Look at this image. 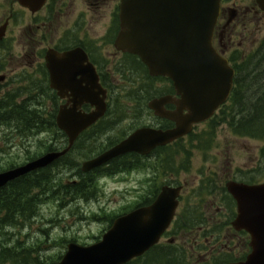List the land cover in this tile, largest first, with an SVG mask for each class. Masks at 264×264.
<instances>
[{
    "label": "water",
    "instance_id": "obj_1",
    "mask_svg": "<svg viewBox=\"0 0 264 264\" xmlns=\"http://www.w3.org/2000/svg\"><path fill=\"white\" fill-rule=\"evenodd\" d=\"M18 1L36 11L46 0ZM257 2L264 10V0ZM220 12L221 0H121V30L115 45L119 50L140 56L152 76L173 80L180 98L154 99L149 107L156 115L173 120L176 126L166 130L136 129L119 144L84 162V171L129 152L149 154L156 147L188 134L194 124L209 119L229 99L236 72L229 60L213 46ZM47 61L53 87L57 88L59 96H70L68 92H71L73 104L62 106L57 117L59 128L69 137V146L62 152H50L24 166L0 173V187L52 164L107 111V90L102 88L95 67L85 52L81 49L62 54L51 51ZM75 70L88 83L92 81L91 85H96L97 89H61V78ZM84 103L91 104L94 109L91 112L81 110ZM169 103H175L177 109H165ZM228 186L238 201L235 226L247 230L252 236V252L239 264H264V184L231 182ZM180 190L181 187L164 186L151 205L118 217L99 242L88 246L71 242L66 254L56 264H126L141 256L159 242L171 224Z\"/></svg>",
    "mask_w": 264,
    "mask_h": 264
},
{
    "label": "flooded vegetation",
    "instance_id": "obj_2",
    "mask_svg": "<svg viewBox=\"0 0 264 264\" xmlns=\"http://www.w3.org/2000/svg\"><path fill=\"white\" fill-rule=\"evenodd\" d=\"M15 1L18 2V0ZM82 1L86 5V9L84 10H80L74 0H71L69 3L66 0H46L43 6L36 11L19 4V7L21 8L20 10L16 9L14 11L12 8L9 9L8 13L2 15L3 17L0 21V63L7 61L6 57L10 54L11 46L7 41L13 39L9 38L12 34L11 32H13L12 26L15 22L18 24L19 21H22L24 14L26 15V26L21 33V35L24 34L23 43L25 45V50L17 60L19 62L17 63L19 65L18 68L22 71L18 73L19 75L17 79H15V82H13L14 76L11 77L8 71L0 73V103L3 100L8 101L10 98L9 95L16 92L17 89H26L25 93L17 97L15 101L21 103L25 99L29 100L30 102H27L26 104L33 109L35 108L36 110L43 112V117L46 119V123L53 121V123L57 124V117L60 113L61 107L64 105L70 107L73 102L71 101L72 96L70 91L68 92L70 96L67 95L62 97L59 96L56 90H54L57 88L53 87L52 84L51 71L48 66L47 57L51 51H56L62 54L81 49L88 56L89 62L94 65L102 88L108 89V103H110V89H128V84L138 83L139 85L137 87L133 85L130 88L133 89L135 87L134 89H143L147 92L151 91L154 93L150 100L143 103V105H147V114L149 113L151 116V120L145 125L164 130L174 128L176 123L173 120L161 118L155 115L152 110L148 109V104L151 99H159L165 96L180 98V96L177 95L173 81L167 77L151 76L146 67L145 69L148 73L145 77L143 75L141 79L142 81L140 82L139 78L133 81L130 79L131 75L129 72L132 74L135 72H137V74L141 73L136 70L134 66H128L131 61L130 59L132 58L131 56L134 55L118 50L115 46L120 31L121 0L115 5H111L107 0H105V2H102L101 0ZM246 1L247 0H221V14L215 26L213 45L221 55L230 60L231 64L236 58H244L246 56L247 51L242 49V45L245 43L248 44L247 41L252 42L258 29L261 28V31H263L262 33H264V11L259 8L257 0H251L250 2ZM107 11L109 12V15L107 14L108 20L99 22L103 23V25H100V31L97 26L99 20L98 16L103 17ZM260 21H263V27H261ZM263 37L264 34L255 42H252L253 44L255 43L252 50L259 46ZM70 66H73V64ZM62 68L65 69V67ZM2 69L3 68L0 67V70ZM15 70L16 69H14V71ZM142 72L144 74L143 69ZM118 76H121L122 78H119ZM115 80L117 81V84H115ZM59 83L62 85L61 89H97L96 85H91L92 81L88 83L85 77L78 74L76 70L69 73V76L66 78L62 77L61 82ZM3 89L7 90L3 91ZM35 91L43 93L37 95L42 102H44L42 96L48 98H46L44 104H34L33 97L35 94H33V92ZM47 100H51L53 103V106L50 107V109L46 105ZM82 109L85 112H91L94 109V106L89 103H84L81 106V110ZM165 109L174 111L177 109V105L175 103H169L165 106ZM29 111L31 112V110ZM53 112H56L55 117ZM104 119L105 117L103 119L101 118L96 124L88 127L83 133L91 130L98 124H105L106 119ZM110 120L112 121L113 118H110ZM211 120L195 125L194 129H196V133L194 135L197 137L205 129H208ZM28 122H30L29 118ZM17 123L18 120L11 117H7L6 121H0V124L3 125V127L0 128V133L5 129H11L16 132L12 138L9 135H4L3 143L5 145H8L11 140L15 139V137H27V135L23 136L18 134L20 130L17 129ZM106 123H110V121L108 120ZM199 126H204V128L198 131ZM53 135H50L48 141L53 140ZM203 136L204 134L202 137ZM184 139L185 138L183 137L165 146L156 147L150 152L151 154L147 156L154 155L158 158L157 161H159L160 164H163V159L169 153L171 146L174 147V152H178L177 146H180L181 143L177 142L184 141ZM187 142L189 143L188 140ZM10 145L11 144H9V146ZM15 146L16 145L14 144L13 147ZM216 146L217 143L215 141V146L209 151L215 149ZM194 150L201 151L192 148L191 155ZM207 154H204V157L206 160H210L211 158L207 159ZM191 155L187 161L189 167L187 171L192 167ZM263 165L264 151L261 149V160L259 164L257 165L256 163L255 167L248 169L237 168L233 179L229 178V180L217 182V179L213 178L214 175H206V177L202 179V183H199L198 186H200L201 189L206 188L207 190L202 191L200 196L205 197L210 194L220 196L222 206L214 208L215 211H212V209L204 210L201 209V207L198 208V205L196 209L188 203L189 198H187L183 212L189 213V216L191 217L189 221L192 226L190 227V225H187V227L185 226L186 228H176L175 222L178 217L177 215L172 227L163 235L162 240L167 239L169 233L176 234L179 233L180 230L190 235L196 233L197 238L194 240V247L192 244L191 247H193V249L199 247L203 251L201 253L199 252L200 256L196 261H193V264H239L245 261L252 251L251 236L246 230L235 226L239 212L238 204L234 196L229 192L228 183L231 180L249 185L263 182L264 180L257 179L258 174L261 175L264 172ZM201 172L204 173V170ZM162 173L163 172L159 173V176H161ZM171 173L174 177L178 178L177 172ZM213 174H215V171ZM176 178L175 180L177 181ZM165 184L176 185L177 183L174 184V181L167 180V182H164L160 186V189ZM185 187L186 185L183 186V191L185 190ZM147 195H144L143 198ZM149 204L142 205L141 203V207ZM208 210L211 211V214H209ZM219 217H224V220H220ZM169 240L170 239L166 241ZM174 240L175 239H172L171 242L174 243ZM176 248L181 249L182 252L186 254V264H191L192 260H194V253L191 252L188 259L186 250L178 245H176ZM191 256L192 260H190Z\"/></svg>",
    "mask_w": 264,
    "mask_h": 264
},
{
    "label": "trees",
    "instance_id": "obj_3",
    "mask_svg": "<svg viewBox=\"0 0 264 264\" xmlns=\"http://www.w3.org/2000/svg\"><path fill=\"white\" fill-rule=\"evenodd\" d=\"M131 57L128 66L132 65L141 72L138 76L141 80L143 75L144 77L147 75L145 65L137 56ZM233 62L237 74L235 76V87L229 102L211 120V127L209 126L197 137L196 135L191 136L188 144H182L184 141H178L177 143H181V145L177 146L178 152L175 151L176 153L173 150L174 147L171 146L169 153L163 159V164H160L157 161L158 158L154 155L142 157L134 153L115 158L105 167L97 168L88 173L81 170V163L75 157L79 160L91 157L116 144L135 128L124 131L121 136L114 140L107 137L105 141V136L114 128L117 122L122 121L125 112L130 111L128 108L119 105L114 108L112 104L105 117L106 122L109 120L110 123L98 124L83 133L69 153L53 164L27 173L12 180L6 186L0 187V264H53L61 259L62 255L53 257L44 252L43 246L46 243L36 246L35 243H23L22 240L18 239L17 243L12 244L13 241H11L12 245H9L4 244L2 240L4 237L7 239L15 238L16 233H13V230L37 217L44 202L46 203L49 200L57 202L56 200H58L62 206H65L70 201L84 199L88 201L91 198H96L101 190L98 186V180L104 174L111 175L121 170L130 171L131 169L151 167H153L152 173L156 176L157 173L161 172L170 174L180 170L187 171L189 169L187 161L190 158L192 148L199 149L207 154L215 146L217 128L223 124H227L234 135L250 137L264 142V38L258 48L248 54L246 58H236ZM110 90L112 93L114 92V89ZM25 91L26 89H17L16 92L9 95L8 101L3 100L0 103V121H6L7 117L16 118L18 120L17 129L20 130L18 134L27 135V137L52 131L54 138L46 145V148L50 151L61 149L58 146L63 140L62 147L66 146L68 143L66 135L57 128L53 121L46 123L43 112L29 107L26 103L30 101L27 99L21 103L15 101ZM141 91L147 92L143 89ZM134 92L138 91L136 89L130 90L126 95L127 98L131 97ZM146 94L147 99L154 93L148 91ZM33 102L34 104H44L37 95L33 97ZM141 105L143 104L132 107V110L142 109L139 112H144L145 107ZM55 114L56 112H53L54 117ZM28 118L30 122H28ZM110 118H113V120L111 121ZM0 126L2 125L0 124ZM37 156L34 155L31 159ZM68 173L74 180L67 179ZM76 175L78 180L75 181ZM159 188L160 186H155L151 193L142 201L140 200L135 207L141 206V203L146 205L152 202L159 192ZM98 216V214L94 215L96 218ZM117 216L116 213L106 215L109 222L108 226L113 223ZM190 218L189 213L182 212L176 219L175 227L186 228L187 225L191 227ZM63 242H66L65 239H63ZM128 264H186V254L181 249H177L174 244L156 245L144 256L136 258Z\"/></svg>",
    "mask_w": 264,
    "mask_h": 264
},
{
    "label": "rangeland",
    "instance_id": "obj_4",
    "mask_svg": "<svg viewBox=\"0 0 264 264\" xmlns=\"http://www.w3.org/2000/svg\"><path fill=\"white\" fill-rule=\"evenodd\" d=\"M66 1H68V3L71 2V0ZM101 1L105 2V0ZM107 1L111 5H115L119 2V0ZM250 1L251 0H247L246 2ZM74 2L78 5L80 10L86 9V5L82 0H74ZM12 8L14 11L16 9H21L19 7V3L15 0H0V21L3 17L2 15L4 13H8L9 9ZM107 14L109 15L108 11L103 15V17L98 16V30L101 29L100 25H103V23L99 22L108 20ZM23 17V20L19 21L18 24L16 22L13 24V32H11L12 34L9 37L13 39L7 41L11 46L10 54L6 57L7 61L0 63V67L3 68L0 70V73L8 71L11 77L14 76L13 82L17 79L19 75L18 73L22 71L18 68L19 65L17 63L19 62L17 60L25 50V45L23 43L24 34L21 35V33L24 31L26 26V15L24 14ZM260 22L261 27H263V21ZM262 32L261 28L258 29L252 39V42L261 38L264 34ZM252 42L247 41L248 44H243L242 49L247 52L252 51L255 44ZM14 69L16 70L14 71ZM129 74L131 75L130 79L134 81L135 79H138V76L141 73L137 75V72L133 74L129 72ZM118 77L122 78L121 76ZM141 81L142 80H140V82ZM115 84H117L116 80ZM133 85L137 87L139 84L130 83V85L128 84V89H114L111 98V103H114L112 106L115 108L118 103L121 104L122 107L128 108L130 111L127 113L125 112L127 115H121L122 121L120 123L117 122L114 126L115 128L110 130V132L105 136V141L107 140V137L108 139L114 140L118 137V135L121 136L124 131H129L130 128L133 127L145 125L149 122V120H151V116L149 113L147 114V111L144 110V112H139L142 109L138 111H135L134 109L132 110V107L143 104L145 102L144 99L147 97L146 92L141 91V89H136L138 92H134L131 97L127 98L126 95L130 92V90H132L130 87ZM6 90L7 89H3V91ZM33 94H35V97L36 95L43 93L35 91ZM42 98L45 102L47 97L42 96ZM148 100L150 99L148 98ZM46 105L50 109V107L53 106V103L51 100H47ZM203 128L204 126H199L198 131ZM217 133V146L206 155L208 156L207 159H211L206 160L202 151L194 150L191 155V169L180 173L178 178L173 177L176 178L178 182L186 185L184 190L185 197L187 193L191 192L189 202L190 205L196 209L198 205V208L201 207V209L204 210L212 209V211H215L214 208L222 206L220 196L210 194L209 196L202 197L198 195V192L201 191L199 190L200 186L198 185L199 183H202L201 181L206 177V175H214L213 178L217 179V182L229 180V178L233 179L237 168H252L256 166V163L258 165L261 160L262 141L252 138L237 137L230 132L227 125H221L218 128ZM15 134L16 132L11 129H5L0 133V171L24 165L31 160L34 155H38L39 157L48 151H46V145L49 143L48 140L50 139V134L48 132L30 136L29 138L15 137V139L11 140L9 143L11 144L10 146L9 144L5 145L3 143L4 135H9L12 138ZM13 143L16 145L15 147H13ZM87 158L89 157L79 160L75 157V159L81 164L83 160ZM152 169L153 167L138 168L133 171L118 173L116 176L103 175L99 178L98 182L101 192L96 198H91L88 201L74 200L70 202L72 205L69 207H60L52 200H49L46 203L44 202L37 217L33 218L32 221H27L23 226L13 230V233H16L15 238L7 239L4 237L2 242L4 244L12 245L17 243L18 239H20L23 243H35L36 246L46 243L43 246V250L47 255L53 257L64 254L70 241L75 240L80 244L95 243L99 239V236L101 237L104 232H106L109 225L106 217L107 214L116 213L117 215H122L128 211L130 212V210L133 209L140 200L142 201L144 195L150 194L155 188V182H149L147 180L148 178H154L151 174ZM202 170H204V173L201 172ZM214 171L215 174H213ZM168 177L171 176L169 175ZM77 178L75 181L78 180ZM67 179L70 181L74 180V178L69 176V173ZM257 179L264 180V172L261 175L258 174ZM159 181L160 180H158V182ZM202 190L207 189L203 188ZM209 210L208 212L211 214V211ZM96 214L99 215L97 218L94 217ZM219 219L224 220V217H219ZM196 238V233L190 235L180 230L179 233L176 234L169 233L168 238L161 240V242L165 243L168 239H175L174 244H177L181 248L184 247L187 251L188 259L191 252L194 253V260H192V256L190 257V260H192L191 264H193V261H196L199 258V252L201 253L203 251L199 247L193 249L195 244L194 240ZM63 239H65V243L63 242ZM11 241H13L12 244ZM191 244L193 247H191Z\"/></svg>",
    "mask_w": 264,
    "mask_h": 264
},
{
    "label": "bare ground",
    "instance_id": "obj_5",
    "mask_svg": "<svg viewBox=\"0 0 264 264\" xmlns=\"http://www.w3.org/2000/svg\"><path fill=\"white\" fill-rule=\"evenodd\" d=\"M3 124V123H2Z\"/></svg>",
    "mask_w": 264,
    "mask_h": 264
}]
</instances>
